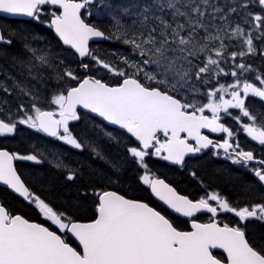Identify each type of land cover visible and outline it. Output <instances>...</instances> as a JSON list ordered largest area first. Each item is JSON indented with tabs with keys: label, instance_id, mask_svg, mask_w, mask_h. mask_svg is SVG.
I'll return each mask as SVG.
<instances>
[{
	"label": "snow or ice",
	"instance_id": "obj_1",
	"mask_svg": "<svg viewBox=\"0 0 264 264\" xmlns=\"http://www.w3.org/2000/svg\"><path fill=\"white\" fill-rule=\"evenodd\" d=\"M0 15V264H264V0Z\"/></svg>",
	"mask_w": 264,
	"mask_h": 264
},
{
	"label": "trees",
	"instance_id": "obj_2",
	"mask_svg": "<svg viewBox=\"0 0 264 264\" xmlns=\"http://www.w3.org/2000/svg\"><path fill=\"white\" fill-rule=\"evenodd\" d=\"M19 21L20 20L16 19H0V22L2 23H17ZM93 46L108 47L109 45L107 43H103ZM0 142H3L2 139H0ZM154 167L160 168L162 172L169 176L173 181H175L177 186L180 187L182 190L189 191L192 189L191 183H189L187 178L184 177L183 173L177 171L175 168H169L167 164L159 161L155 162ZM225 189L227 190V186H225ZM0 198L10 201L14 206H19L21 203L15 195L9 193L5 188H0ZM178 223H180L182 226L185 225L183 220L180 219H178Z\"/></svg>",
	"mask_w": 264,
	"mask_h": 264
},
{
	"label": "flooded vegetation",
	"instance_id": "obj_3",
	"mask_svg": "<svg viewBox=\"0 0 264 264\" xmlns=\"http://www.w3.org/2000/svg\"><path fill=\"white\" fill-rule=\"evenodd\" d=\"M215 136H219V134H214ZM240 139H241V141L242 142H245L246 141V136H245V134H241V136H240ZM255 144V142H252L251 140H250V138H247V145L248 146H253ZM260 149L257 147V151H259ZM204 218H206V217H202V219H204ZM180 220H183V222L184 223H186L185 222V220L184 219H180Z\"/></svg>",
	"mask_w": 264,
	"mask_h": 264
},
{
	"label": "water",
	"instance_id": "obj_4",
	"mask_svg": "<svg viewBox=\"0 0 264 264\" xmlns=\"http://www.w3.org/2000/svg\"><path fill=\"white\" fill-rule=\"evenodd\" d=\"M0 18H5V19H16V20H20L21 18H7V17H5V16H3V15H0ZM167 163V162H166ZM0 187H2V188H5L6 189V187L5 186H3V185H0ZM9 193H10V191H9ZM183 219V218H182ZM218 251H221V250H218Z\"/></svg>",
	"mask_w": 264,
	"mask_h": 264
}]
</instances>
